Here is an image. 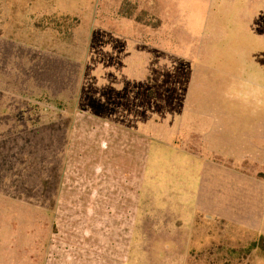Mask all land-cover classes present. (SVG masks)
I'll return each instance as SVG.
<instances>
[{"label": "rangeland", "instance_id": "rangeland-1", "mask_svg": "<svg viewBox=\"0 0 264 264\" xmlns=\"http://www.w3.org/2000/svg\"><path fill=\"white\" fill-rule=\"evenodd\" d=\"M100 1L0 0V264H264V0Z\"/></svg>", "mask_w": 264, "mask_h": 264}, {"label": "trees", "instance_id": "trees-1", "mask_svg": "<svg viewBox=\"0 0 264 264\" xmlns=\"http://www.w3.org/2000/svg\"><path fill=\"white\" fill-rule=\"evenodd\" d=\"M148 4V2L143 0H110V2L108 0H101L100 10L104 11L105 6L108 7L111 5L112 10L114 11L112 13H115L118 16L115 19L133 21L138 28V31L146 33V31H148V25L150 24L147 23V20H149V18L154 20L149 12ZM255 249H259L264 255V235H260L251 243L247 255H250Z\"/></svg>", "mask_w": 264, "mask_h": 264}, {"label": "crops", "instance_id": "crops-1", "mask_svg": "<svg viewBox=\"0 0 264 264\" xmlns=\"http://www.w3.org/2000/svg\"><path fill=\"white\" fill-rule=\"evenodd\" d=\"M100 3H101V1H100ZM99 7L101 8L100 4H99ZM100 8H99V11H100ZM104 11L105 12H111V11L113 12L111 7H106V6L104 8ZM116 20H114L115 21L114 23H118L120 20L122 22L123 20H126V19H119V20L116 19ZM127 21H129V20H127ZM129 22L133 23V25H134L133 29H134V27H136L135 23L133 21H129ZM107 28H109L111 31L118 32L116 26L111 25V26H108ZM136 29H137V27H136ZM258 185H259L258 189H262V190L257 191V192L251 191V193L249 194V197H248L249 205H252V209L260 208V205H257L258 202L263 203V209H264V183L258 184ZM251 200H253V202H254L253 204H252ZM262 221H263V219H262ZM259 234L264 235V229H261V233H259ZM256 252H258L261 255V256H257V258H260V259H261V257L264 258V255L261 253V251L259 249L253 250V253H256ZM253 264H256V263L253 262Z\"/></svg>", "mask_w": 264, "mask_h": 264}]
</instances>
